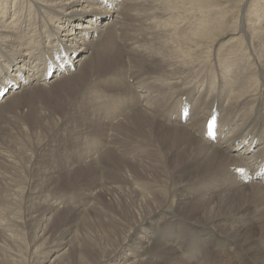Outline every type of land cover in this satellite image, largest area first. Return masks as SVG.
Here are the masks:
<instances>
[{"label": "bare ground", "instance_id": "6f19581e", "mask_svg": "<svg viewBox=\"0 0 264 264\" xmlns=\"http://www.w3.org/2000/svg\"><path fill=\"white\" fill-rule=\"evenodd\" d=\"M0 264H264V0H0Z\"/></svg>", "mask_w": 264, "mask_h": 264}, {"label": "rangeland", "instance_id": "374dc122", "mask_svg": "<svg viewBox=\"0 0 264 264\" xmlns=\"http://www.w3.org/2000/svg\"><path fill=\"white\" fill-rule=\"evenodd\" d=\"M35 4V3H34ZM125 56L123 55V58H124ZM100 61H103V60H101V58L99 57V56H95L94 57V59H93V61L92 60H89L88 62H87V64L88 63H92V64H95L96 62H100ZM37 94V95H36ZM42 94H43V92H42ZM38 96V93H30L29 94V96L27 95L25 98H24V100H26V101H29V102H31V100H33V97L35 98V97H37ZM31 97V98H30ZM39 97V96H38ZM30 99V100H29ZM72 142H74L73 140H68V139H66V144L64 145V148H70L72 145Z\"/></svg>", "mask_w": 264, "mask_h": 264}]
</instances>
